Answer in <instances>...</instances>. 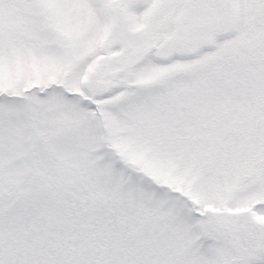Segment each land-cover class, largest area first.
<instances>
[{"label":"snow or ice","instance_id":"1","mask_svg":"<svg viewBox=\"0 0 264 264\" xmlns=\"http://www.w3.org/2000/svg\"><path fill=\"white\" fill-rule=\"evenodd\" d=\"M0 264H264V0H0Z\"/></svg>","mask_w":264,"mask_h":264}]
</instances>
